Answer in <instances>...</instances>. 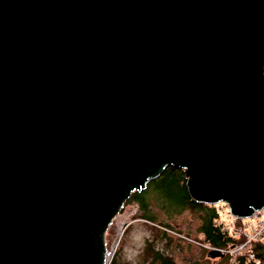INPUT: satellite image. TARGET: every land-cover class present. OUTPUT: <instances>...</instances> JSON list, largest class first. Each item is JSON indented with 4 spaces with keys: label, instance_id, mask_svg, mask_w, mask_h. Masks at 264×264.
<instances>
[{
    "label": "water",
    "instance_id": "obj_1",
    "mask_svg": "<svg viewBox=\"0 0 264 264\" xmlns=\"http://www.w3.org/2000/svg\"><path fill=\"white\" fill-rule=\"evenodd\" d=\"M166 166L264 207V0H0V264H105Z\"/></svg>",
    "mask_w": 264,
    "mask_h": 264
},
{
    "label": "rangeland",
    "instance_id": "obj_2",
    "mask_svg": "<svg viewBox=\"0 0 264 264\" xmlns=\"http://www.w3.org/2000/svg\"><path fill=\"white\" fill-rule=\"evenodd\" d=\"M150 182L139 191H145L142 196L147 211L137 203L126 202L110 222L105 232V264H110L113 257L123 264H146L143 250L149 241L156 249L171 255L176 264H227V258L232 261L222 254L208 257L209 249L205 248L203 236L198 232L202 223L200 213L186 208H168V205V209L164 208L166 199L161 197V188ZM214 207L219 212V220L223 221L222 226L230 231L231 221L225 213L226 207L222 203ZM145 212L153 216V222L142 218ZM242 223L238 222L236 226Z\"/></svg>",
    "mask_w": 264,
    "mask_h": 264
},
{
    "label": "trees",
    "instance_id": "obj_3",
    "mask_svg": "<svg viewBox=\"0 0 264 264\" xmlns=\"http://www.w3.org/2000/svg\"><path fill=\"white\" fill-rule=\"evenodd\" d=\"M153 182L159 185L163 194L161 197L166 199L164 208L168 205V208H186L200 213L202 223L198 228V232L203 236L205 243L215 248H223L243 241L242 237L232 238L227 232L222 231L220 227L213 223V220L219 217L214 207L195 202L190 198L186 187V179L181 170L166 166L157 178L151 180L150 184ZM144 193L145 191L132 192L124 203H137L143 210L147 211V203L142 196ZM142 218L151 222L154 221L153 216L148 215L147 212L142 214ZM252 249L256 259L259 261L258 264H264V240L254 243ZM143 255L145 256L146 264H176L171 255L161 249H156L150 241L146 243ZM226 260H228L227 264H256L245 256H240L233 261L228 258ZM110 264L123 263L117 257H113Z\"/></svg>",
    "mask_w": 264,
    "mask_h": 264
},
{
    "label": "built area",
    "instance_id": "obj_4",
    "mask_svg": "<svg viewBox=\"0 0 264 264\" xmlns=\"http://www.w3.org/2000/svg\"><path fill=\"white\" fill-rule=\"evenodd\" d=\"M220 203L224 204V206L226 207L225 213L227 215V218L231 221V225H229L230 231L226 226H222L223 221L219 220V217L218 219H214L213 223L216 226L220 227L222 231L227 232L232 238L237 239L239 237H242L243 241L233 243L223 248H215L204 242L205 248L209 249V251L215 250L222 255H227L231 258L232 261L236 260L240 256H245L249 260L254 261V263L258 264L259 261L256 259L252 247L254 243L262 242L264 240V207L261 210L255 211L248 218L239 219L230 213L227 204L223 202ZM220 203L210 206H219ZM217 213L219 215L218 211ZM238 222H243L244 224L242 223L240 226H236V223Z\"/></svg>",
    "mask_w": 264,
    "mask_h": 264
}]
</instances>
